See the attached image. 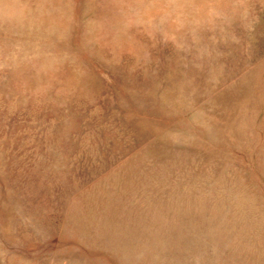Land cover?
Instances as JSON below:
<instances>
[{"label":"rangeland","instance_id":"1","mask_svg":"<svg viewBox=\"0 0 264 264\" xmlns=\"http://www.w3.org/2000/svg\"><path fill=\"white\" fill-rule=\"evenodd\" d=\"M0 264H264V0H0Z\"/></svg>","mask_w":264,"mask_h":264}]
</instances>
